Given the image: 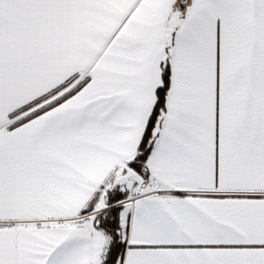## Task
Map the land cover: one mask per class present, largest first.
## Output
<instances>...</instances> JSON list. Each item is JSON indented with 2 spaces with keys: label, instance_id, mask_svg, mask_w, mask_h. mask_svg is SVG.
<instances>
[{
  "label": "snow or ice",
  "instance_id": "obj_1",
  "mask_svg": "<svg viewBox=\"0 0 264 264\" xmlns=\"http://www.w3.org/2000/svg\"><path fill=\"white\" fill-rule=\"evenodd\" d=\"M0 264H264V0H0Z\"/></svg>",
  "mask_w": 264,
  "mask_h": 264
}]
</instances>
